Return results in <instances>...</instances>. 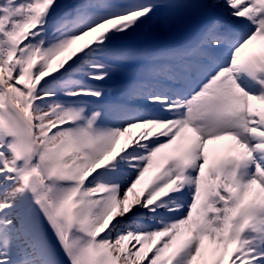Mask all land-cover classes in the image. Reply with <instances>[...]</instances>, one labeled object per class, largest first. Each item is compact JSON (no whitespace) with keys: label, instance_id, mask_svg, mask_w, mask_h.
<instances>
[{"label":"snow or ice","instance_id":"1","mask_svg":"<svg viewBox=\"0 0 264 264\" xmlns=\"http://www.w3.org/2000/svg\"><path fill=\"white\" fill-rule=\"evenodd\" d=\"M178 6L222 17L122 43ZM61 8L0 0V264H264V0Z\"/></svg>","mask_w":264,"mask_h":264},{"label":"bare ground","instance_id":"2","mask_svg":"<svg viewBox=\"0 0 264 264\" xmlns=\"http://www.w3.org/2000/svg\"><path fill=\"white\" fill-rule=\"evenodd\" d=\"M122 43H127L132 46L137 45L138 47H150L155 44L153 36L151 34V30L148 26H145V29L139 32L134 37L130 38L127 41H123ZM137 132L136 129L133 130V133Z\"/></svg>","mask_w":264,"mask_h":264},{"label":"rangeland","instance_id":"3","mask_svg":"<svg viewBox=\"0 0 264 264\" xmlns=\"http://www.w3.org/2000/svg\"><path fill=\"white\" fill-rule=\"evenodd\" d=\"M146 178H147V177H146ZM139 187H140V186H138V189H137V190H139Z\"/></svg>","mask_w":264,"mask_h":264}]
</instances>
